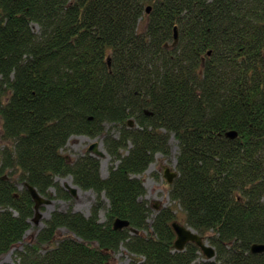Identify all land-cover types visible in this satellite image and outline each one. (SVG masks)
I'll use <instances>...</instances> for the list:
<instances>
[{
  "label": "trees",
  "instance_id": "trees-1",
  "mask_svg": "<svg viewBox=\"0 0 264 264\" xmlns=\"http://www.w3.org/2000/svg\"><path fill=\"white\" fill-rule=\"evenodd\" d=\"M0 118V256L35 210L16 174L47 199L71 200L56 177L96 194L89 216L52 212L16 264H110L121 249L129 264H264L250 252L264 244V0H0ZM79 135L102 138L106 177L91 153L62 155ZM171 136L169 198L213 261L174 250L173 208L148 222L136 176Z\"/></svg>",
  "mask_w": 264,
  "mask_h": 264
},
{
  "label": "rangeland",
  "instance_id": "rangeland-1",
  "mask_svg": "<svg viewBox=\"0 0 264 264\" xmlns=\"http://www.w3.org/2000/svg\"><path fill=\"white\" fill-rule=\"evenodd\" d=\"M34 30L37 31V28L34 26ZM132 120V119H131ZM1 125L2 120L0 118V135H1ZM106 129L109 130L114 136H117L116 128L110 127V125H105ZM1 142V141H0ZM92 143L98 144V150L102 151L105 155L103 157H96L100 162V174L104 178L107 176L108 168L110 165V157L106 153L103 144L102 138H89L87 136H73L71 137L64 149L62 150V155L67 158V160L74 161L79 156L85 154L88 151L89 146ZM1 144V143H0ZM169 146H170V156L169 158L165 159L160 155H155L153 162L148 166L147 170L141 174L137 175V178H140L143 181V186L146 189V194L144 196L145 201H147L148 206L151 209V217L148 219V222H152V218L157 214V212L162 209L163 207H170L173 208V212L175 214V219L172 222H176L180 225H185L184 214L180 212V208L173 207V203L169 198V190L170 184L166 183L162 177V170L161 166H167L171 169H175L176 166V156L178 154V147L177 142L174 137L169 138ZM91 153V152H90ZM92 156H94L91 153ZM6 176V175H5ZM11 181L16 185L18 191H22L24 187L22 182L17 180V175L11 176ZM56 182H58L63 188L64 185H68L71 188H74L75 185L72 183L71 177H56ZM66 190V189H65ZM50 192L54 193L53 189H50ZM70 201H64L61 199H45L50 201L49 205H41L38 209V212L34 210L33 218L30 219V227L26 231L23 241L20 244H17L13 247L11 251H9L5 255L0 256V263H8V264H16L13 260L14 251L21 249V246L30 243L34 240L36 234L44 227V223L47 219H49L52 212L59 210V211H66L69 207H72L73 211L80 212L85 216L90 214V210L92 205L95 202L96 194L91 190H82L76 187V194L70 195ZM103 203L107 206L108 201L105 197H102ZM157 207V209L154 208ZM39 214L37 220L35 222L34 218L36 215ZM105 220L104 211H100L99 213V221L103 222ZM137 233V231H136ZM133 233V234H136ZM68 234L66 229H60L58 232V238H62ZM131 256L125 252L124 249H121L119 253H117L110 264H128L131 261ZM205 260L204 256H201L199 259L196 260L197 263H200Z\"/></svg>",
  "mask_w": 264,
  "mask_h": 264
},
{
  "label": "water",
  "instance_id": "water-1",
  "mask_svg": "<svg viewBox=\"0 0 264 264\" xmlns=\"http://www.w3.org/2000/svg\"><path fill=\"white\" fill-rule=\"evenodd\" d=\"M149 8H147V12H149ZM175 41H177V33L175 29ZM128 125L130 127L133 126V121L128 120ZM226 137L230 139H234L236 137V133L234 131H229L226 133ZM88 151L91 152L95 157H103L105 154L102 151L98 150V144L97 143H92ZM164 173L163 177L168 184H172L173 180L177 176L176 172L171 171L170 168L164 166ZM24 187L28 191L29 195L31 196L32 200L34 201L35 204V210L38 212V209L41 205H49L50 201L43 198L35 188L27 184L26 182L23 183ZM64 189H66L70 195H75L76 194V187L71 188L68 185H64ZM155 209H157L156 206H154ZM39 214L36 215L35 217V222L37 220V217ZM171 227L175 233V240L173 243V248L176 251H182L185 247L186 244L188 243H193L196 245L201 253L207 258V260H212L215 256V251L214 249L207 244L206 241H204L199 235H197L190 227L186 225H180L176 222L171 224ZM123 228H129V222L127 220H122V219H116L113 222V229L114 230H121ZM132 233H136V230L132 229ZM250 252L253 254H258V253H264V244H253L250 247Z\"/></svg>",
  "mask_w": 264,
  "mask_h": 264
},
{
  "label": "flooded vegetation",
  "instance_id": "flooded-vegetation-1",
  "mask_svg": "<svg viewBox=\"0 0 264 264\" xmlns=\"http://www.w3.org/2000/svg\"><path fill=\"white\" fill-rule=\"evenodd\" d=\"M158 155H160L161 157H162V155L161 154H158ZM164 166H161V170H162V177H163V173H164ZM163 180L165 181V179H164V177H163ZM166 182V181H165Z\"/></svg>",
  "mask_w": 264,
  "mask_h": 264
},
{
  "label": "bare ground",
  "instance_id": "bare-ground-1",
  "mask_svg": "<svg viewBox=\"0 0 264 264\" xmlns=\"http://www.w3.org/2000/svg\"><path fill=\"white\" fill-rule=\"evenodd\" d=\"M176 42V41H175ZM133 121V120H132ZM133 125H134V122H133ZM130 127V126H129ZM226 135V134H225ZM4 178V177H3ZM89 216V215H88ZM174 223V222H171V224ZM172 228V227H171ZM194 231V230H193ZM195 232V231H194ZM197 234V233H196ZM204 240V239H203ZM205 241V240H204ZM207 242V241H206ZM175 250V249H174ZM112 261V260H111ZM129 264V263H128Z\"/></svg>",
  "mask_w": 264,
  "mask_h": 264
}]
</instances>
